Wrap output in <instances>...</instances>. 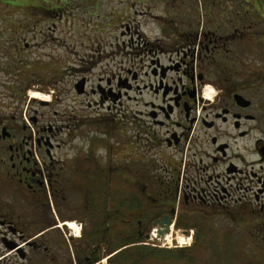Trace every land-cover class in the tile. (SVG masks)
<instances>
[{
	"label": "flooded vegetation",
	"instance_id": "af4514ba",
	"mask_svg": "<svg viewBox=\"0 0 264 264\" xmlns=\"http://www.w3.org/2000/svg\"><path fill=\"white\" fill-rule=\"evenodd\" d=\"M218 6L217 18L144 36L130 78L143 109L129 124L144 155L138 179L132 150L116 162L110 145L102 159L94 146L61 152L62 128L27 136L0 116V264H143L165 228L191 251L209 236L264 235V3ZM216 218L244 227L210 226Z\"/></svg>",
	"mask_w": 264,
	"mask_h": 264
},
{
	"label": "rangeland",
	"instance_id": "374dc122",
	"mask_svg": "<svg viewBox=\"0 0 264 264\" xmlns=\"http://www.w3.org/2000/svg\"><path fill=\"white\" fill-rule=\"evenodd\" d=\"M242 1L0 0V116L26 126L27 136L48 122L58 130L62 128L63 132L54 138L56 144H61V152L71 146H94L102 159L107 153L105 146L110 145L116 162L132 150L138 161L133 166L140 174H131L138 179L144 170V155H140L134 126L129 124L133 114L143 109L133 99L138 92L130 78L134 71L139 73L140 53L147 39L144 36L170 35L173 20L201 18L203 14L217 18L219 3ZM210 4V10L200 9L204 5L208 9ZM53 7L60 11L51 10ZM81 81L85 93L78 95L75 86ZM142 81L147 82L144 77ZM124 82L133 88L128 91ZM143 83L139 82L140 86ZM31 92L48 99L33 100ZM142 98L155 100L149 92H143ZM31 118L37 119L36 125ZM122 125L126 126L124 132ZM207 221L212 227H244L245 222L222 218ZM202 243L197 252L187 251V256H192L189 261L151 258L143 264H203L217 257L218 261L209 264H219L224 258L226 264H264V235L235 233L225 236L223 242L221 236L214 235ZM171 246L170 251H174L177 244Z\"/></svg>",
	"mask_w": 264,
	"mask_h": 264
},
{
	"label": "trees",
	"instance_id": "16d2710c",
	"mask_svg": "<svg viewBox=\"0 0 264 264\" xmlns=\"http://www.w3.org/2000/svg\"><path fill=\"white\" fill-rule=\"evenodd\" d=\"M244 1L249 2L248 0H243V2ZM250 1L251 2H264V0H250ZM51 10L60 11V8L53 7ZM198 244L199 243H197L196 248L198 247ZM199 246H200V244H199ZM195 249H193L192 251L197 252ZM187 251H188V249L185 248V249H175L174 251L173 250L172 251L166 250V251H159L158 252L157 248L147 246L146 249L142 252V256L145 259L144 261L149 260L151 258H154V259H158V260H162V261L174 259L176 261L182 262V261H186V260L189 261L192 259L191 258L192 256H187V254H188ZM189 251L192 252L191 250H189ZM136 255H139V252H137ZM137 263H139V262L136 261L135 264H137Z\"/></svg>",
	"mask_w": 264,
	"mask_h": 264
},
{
	"label": "water",
	"instance_id": "95a60500",
	"mask_svg": "<svg viewBox=\"0 0 264 264\" xmlns=\"http://www.w3.org/2000/svg\"><path fill=\"white\" fill-rule=\"evenodd\" d=\"M83 87H84V81H81V82H79V83L75 86V91H76L78 94H80V93L83 92ZM164 222L168 224L167 221H163V223H164ZM167 233H168V229L165 228V229L159 231L158 236H159V237H163V236H164L165 234H167Z\"/></svg>",
	"mask_w": 264,
	"mask_h": 264
},
{
	"label": "bare ground",
	"instance_id": "6f19581e",
	"mask_svg": "<svg viewBox=\"0 0 264 264\" xmlns=\"http://www.w3.org/2000/svg\"><path fill=\"white\" fill-rule=\"evenodd\" d=\"M29 95H30V97L33 98V100L46 101L48 99V98L44 97L42 94L36 93V92H31V93H29ZM168 241L170 242L169 238H168Z\"/></svg>",
	"mask_w": 264,
	"mask_h": 264
}]
</instances>
